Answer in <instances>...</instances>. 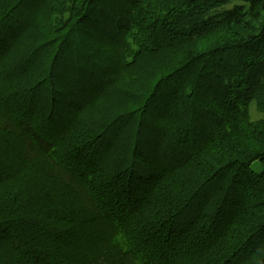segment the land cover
<instances>
[{"label": "trees", "instance_id": "obj_1", "mask_svg": "<svg viewBox=\"0 0 264 264\" xmlns=\"http://www.w3.org/2000/svg\"><path fill=\"white\" fill-rule=\"evenodd\" d=\"M0 264H264V0H0Z\"/></svg>", "mask_w": 264, "mask_h": 264}, {"label": "rangeland", "instance_id": "obj_2", "mask_svg": "<svg viewBox=\"0 0 264 264\" xmlns=\"http://www.w3.org/2000/svg\"><path fill=\"white\" fill-rule=\"evenodd\" d=\"M255 108H256L255 103H252L250 105V111H251V114H252L253 118L261 117L260 113L258 111H256Z\"/></svg>", "mask_w": 264, "mask_h": 264}]
</instances>
